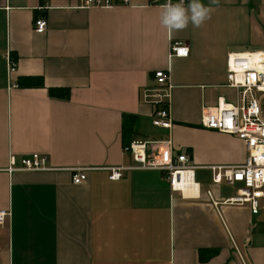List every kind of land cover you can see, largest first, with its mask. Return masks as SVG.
<instances>
[{
  "label": "crops",
  "instance_id": "crops-1",
  "mask_svg": "<svg viewBox=\"0 0 264 264\" xmlns=\"http://www.w3.org/2000/svg\"><path fill=\"white\" fill-rule=\"evenodd\" d=\"M165 3L0 0V210L10 211L0 264H264L262 202L254 215L248 203L216 208L206 193L219 201L237 194L240 183L213 184L212 167L243 164L246 145L202 124L205 107L238 100L227 54L264 52V0H218L199 27L181 30L161 26ZM174 41L188 56L170 59ZM7 51L18 63L11 78ZM160 69L172 84L170 130L152 124ZM22 77L45 86L22 87ZM48 88L71 96L51 97ZM124 114L138 115L137 138H170L174 154L190 158L200 197L171 190L160 170L109 179L111 167L136 165L122 144ZM11 153L45 154L49 169L10 173ZM75 168L87 169L81 184L72 182Z\"/></svg>",
  "mask_w": 264,
  "mask_h": 264
},
{
  "label": "built area",
  "instance_id": "built-area-1",
  "mask_svg": "<svg viewBox=\"0 0 264 264\" xmlns=\"http://www.w3.org/2000/svg\"><path fill=\"white\" fill-rule=\"evenodd\" d=\"M81 2V6L85 8H110L127 5L130 0H81ZM35 30L38 33L47 30V20L44 17L35 19ZM170 49V59L173 56L186 57L189 54V48L184 41H174ZM5 59L8 75L11 78L16 72L18 63L9 51L6 52ZM226 66L227 85L237 91L238 100L233 103L220 97L215 106L203 109L202 124L210 129L237 135L245 143L247 155L241 165L212 167L213 184H241L235 196L219 201L215 199L211 189L206 193L216 208L220 204L241 206L248 203L255 215L259 213L260 200L264 198V52L231 51L227 54ZM169 75L168 69L154 72L155 91H157L154 97L158 99L154 101L157 109L152 119L153 126L168 130L173 126L170 100L172 84ZM11 86L14 87L16 84L12 81ZM124 152L131 155L136 165L111 167L109 179H120L126 169L160 170L166 173L171 190L180 192L183 197H200L201 186L195 180L194 165L190 163V158L186 154H174V146L170 138L136 139L130 145L124 146ZM48 169V156L45 154L33 153L18 158L11 153L9 156L7 171L10 173ZM72 170L74 184H81L87 179V169ZM9 217L10 211L0 210V225H4Z\"/></svg>",
  "mask_w": 264,
  "mask_h": 264
},
{
  "label": "clouds",
  "instance_id": "clouds-1",
  "mask_svg": "<svg viewBox=\"0 0 264 264\" xmlns=\"http://www.w3.org/2000/svg\"><path fill=\"white\" fill-rule=\"evenodd\" d=\"M218 0H209L205 5L201 0H166L162 5L160 13V24L166 30H181L191 23L194 27H199L204 21L209 18L211 5H214Z\"/></svg>",
  "mask_w": 264,
  "mask_h": 264
},
{
  "label": "trees",
  "instance_id": "trees-1",
  "mask_svg": "<svg viewBox=\"0 0 264 264\" xmlns=\"http://www.w3.org/2000/svg\"><path fill=\"white\" fill-rule=\"evenodd\" d=\"M19 85L22 87H44V80L36 77H22L19 79ZM49 95L58 99L68 100L71 96V91L68 88H48ZM162 107L161 105H158ZM138 115L124 114L122 124V144L123 147L130 145L133 140L139 139ZM215 254L216 251H213ZM201 259L204 258L203 251L200 253ZM211 257V256H209Z\"/></svg>",
  "mask_w": 264,
  "mask_h": 264
},
{
  "label": "rangeland",
  "instance_id": "rangeland-1",
  "mask_svg": "<svg viewBox=\"0 0 264 264\" xmlns=\"http://www.w3.org/2000/svg\"><path fill=\"white\" fill-rule=\"evenodd\" d=\"M263 106H264V100H263ZM148 136H152V135H148ZM149 140H152L153 138H148ZM225 184V183H224ZM261 202H262V206H263V209H262V211L264 212V198H262L261 200H260Z\"/></svg>",
  "mask_w": 264,
  "mask_h": 264
}]
</instances>
